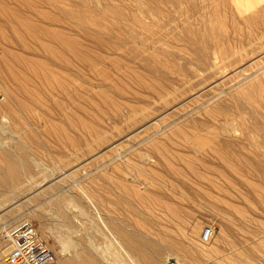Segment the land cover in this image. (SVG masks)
<instances>
[{
    "label": "rangeland",
    "instance_id": "rangeland-1",
    "mask_svg": "<svg viewBox=\"0 0 264 264\" xmlns=\"http://www.w3.org/2000/svg\"><path fill=\"white\" fill-rule=\"evenodd\" d=\"M260 18L264 0H0V264L25 215L79 264L90 233L104 264H264V45L220 69L194 33Z\"/></svg>",
    "mask_w": 264,
    "mask_h": 264
},
{
    "label": "bare ground",
    "instance_id": "bare-ground-1",
    "mask_svg": "<svg viewBox=\"0 0 264 264\" xmlns=\"http://www.w3.org/2000/svg\"><path fill=\"white\" fill-rule=\"evenodd\" d=\"M232 6V5H231ZM234 6V5H233ZM258 6H259V4H258ZM251 7V6H250ZM260 7V6H259ZM253 8V7H252ZM246 12V11H245ZM248 13V12H247ZM233 14V13H232ZM245 14V13H244ZM259 14H261V13H259ZM259 14H257V15H259ZM225 15H227V14H225ZM246 15V14H245ZM228 16V15H227ZM226 16V17H227ZM245 17V16H244ZM258 17H260V15L258 16ZM225 18V17H224ZM262 18V17H261ZM259 19V20H261V21H264V20H262V19ZM246 19H248V21L250 20V25L252 24L251 22H257V20H258V18H257V16H255V15H253L252 13L251 14H248L247 16H246ZM228 20H230V19H228ZM243 20V19H242ZM214 21V20H213ZM220 21V20H219ZM223 21V20H222ZM221 21V22H222ZM232 21V20H231ZM237 21V20H236ZM212 22V21H211ZM227 22V21H226ZM225 22V23H226ZM239 22V21H238ZM231 23V22H230ZM232 23H233V21H232ZM213 24H214V26H215V23L213 22ZM212 24V25H213ZM217 24V23H216ZM226 24H229V23H226ZM237 24V23H236ZM255 24V23H254ZM259 24V23H258ZM212 25H210V27H212ZM219 25H220V22H219ZM219 25H216V27L217 26H219ZM225 25V24H224ZM232 25V24H231ZM239 25V24H238ZM247 25V24H246ZM253 25V24H252ZM260 25H262V23H260ZM228 26V25H227ZM234 26V25H233ZM232 26V27H233ZM240 27H241V29H242V26L241 25H239ZM253 26H255V25H253ZM262 26H264V25H262ZM209 27V26H208ZM215 27V28H216ZM225 27V26H224ZM232 27L231 28H229V29H232ZM236 27H237V25H236ZM236 27H234L235 29L233 30V32L234 33H230L231 32V30H230V32H227V33H224V32H226L227 31V29L225 30V31H223V33L222 32H215L214 30H213V28L214 27H212V29L210 30H207V29H203V30H201V29H198V30H196L194 33L197 35L196 37V39H197V44L199 45V47L202 49V50H205V53L207 54L208 52H210V56H212L210 59L212 60L211 62H213L212 64L214 65H217V66H219V68L221 69V67H227V66H231V65H233V64H236V63H238V62H240V61H242L243 59H245L250 53H253V52H255L259 47H261L262 45H264V39H262V36H264V32H262V33H257V34H248V36H246V34H244L243 32H239V31H237L238 29H239V27L237 28V30H236ZM257 27H259V26H257ZM256 27V30L255 31H258L259 30V28H261V26L259 27V28H257ZM223 28V27H222ZM249 28V27H248ZM253 28V27H252ZM255 28V27H254ZM221 29V26H220V28H219V30ZM240 29V30H241ZM258 29V30H257ZM222 30V29H221ZM223 30H224V28H223ZM243 30V29H242ZM217 31V30H216ZM246 31V30H245ZM249 31V30H248ZM247 31V32H248ZM190 32H192V31H190ZM250 32V31H249ZM254 32V31H253ZM246 33V32H245ZM194 36V35H193ZM192 39V38H191ZM190 39V40H191ZM194 40V39H193ZM193 40H192V42H193ZM194 41H196V40H194ZM194 43V42H193ZM195 45V44H194ZM195 46H197V45H195ZM201 53H203V52H201ZM196 54V53H195ZM198 54V53H197ZM209 54V53H208ZM149 56V55H148ZM199 56H200V54H199ZM202 56H203V54H202ZM201 56V57H202ZM209 56V55H208ZM207 56V57H208ZM204 57V56H203ZM202 57V58H203ZM213 58V59H212ZM205 58H203V60H204ZM207 61V60H206ZM207 63H208V61H207ZM195 64V63H194ZM193 64V65H194ZM210 64V63H209ZM198 65H199V62H198ZM213 65H211V66H213ZM197 65H195L194 67H196ZM200 66V65H199ZM210 66V65H209ZM210 66V67H211ZM234 66V65H233ZM198 67V66H197ZM209 67V68H210ZM200 68V67H199ZM198 68V69H199ZM207 68V67H206ZM212 68V67H211ZM204 69V68H203ZM183 70L185 71V69H182V72H183ZM187 70V69H186ZM194 70H196L195 68H194ZM201 69H199V71H200ZM214 70V69H213ZM181 71V70H180ZM221 71V70H220ZM223 71V70H222ZM166 72V71H165ZM202 72H203V70H202ZM211 72V71H210ZM214 72L217 74V72H216V70H214ZM213 72V73H214ZM189 73V72H188ZM185 75H186V72L184 73ZM158 75H160V74H158ZM189 75H191L190 73H189ZM200 75V74H199ZM153 76H155V75H153ZM173 76H176V75H173ZM214 76V75H213ZM185 77H187V76H185ZM184 77V78H185ZM189 77V76H188ZM197 77V76H196ZM176 79H177V77H175ZM183 79V78H182ZM187 79H189V78H187ZM207 79V78H206ZM254 79V78H253ZM167 81L168 80H170V79H166ZM184 80V79H183ZM192 83L191 84H193V81H192V79H191V77H190V79H189ZM189 80H187L188 82H189ZM256 81V80H255ZM148 82H150V81H148ZM169 82V81H168ZM167 82V83H168ZM250 82H251V80H250ZM249 82V83H250ZM252 82H254V81H252ZM257 82V81H256ZM255 82V83H256ZM152 83H154V82H152ZM152 83L150 82V86L152 85ZM165 83V82H164ZM171 83H172V81H171ZM174 83V82H173ZM184 84H185V82H183ZM166 84V83H165ZM161 85V84H160ZM160 85H156V87H155V85H153V87H155V89L157 90V88L160 86ZM164 85V84H163ZM168 86V85H167ZM176 86H178V88H179V85H175L174 87H176ZM183 86V85H182ZM190 86V88H192V86L191 85H189ZM152 87V88H153ZM169 87V86H168ZM160 88V87H159ZM162 88V87H161ZM186 88V87H185ZM155 89H154V91H155ZM169 89H170V87H169ZM174 89H176V88H174ZM180 89V88H179ZM183 89V88H182ZM249 89V88H248ZM171 90H173V88L171 89ZM187 90V89H186ZM157 92V91H156ZM178 92V91H177ZM184 92V91H183ZM187 92V91H186ZM248 95H250V94H248ZM239 96V95H238ZM248 98V97H247ZM233 103V102H232ZM208 104V103H207ZM228 104H230V103H228ZM212 105V104H211ZM206 106V105H205ZM230 107V106H229ZM231 108V107H230ZM229 108V109H230ZM2 109V108H1ZM232 109V108H231ZM212 111V110H211ZM4 112V116H5V110L3 111ZM213 113H212V116H214L215 118H218L219 117V119L221 118V115H224V122H223V125H222V127L224 128V129H230V128H234V127H236L237 126V122L236 121H234V119L233 118H227V115L229 114L228 112H225L223 109H220V108H215V109H213V111H212ZM232 112V111H231ZM3 116V117H4ZM3 117H2V119H3ZM195 132H194V135H193V137H192V140H193V144L196 146V147H199L200 145H201V143H202V140H203V137H202V134H201V129L204 127L203 125L202 126H200V125H198V123H196L195 125ZM208 127V126H207ZM5 128V127H4ZM204 128H206V126L204 127ZM235 129V128H234ZM4 130V129H3ZM2 128L0 129V146H2L3 147V144H4V142H3V140H2ZM7 146V145H6ZM5 149V148H4ZM5 152H7V151H5ZM18 153V152H17ZM16 153V154H17ZM6 154V158L7 159H9V158H11V159H13V160H15L13 157H12V155H10V153L9 152H7V153H5ZM18 156V155H17ZM19 159V158H18ZM22 162V161H21ZM11 165H10V168H11V170H14L15 169V164L13 163V161L11 160V163H10ZM21 164V163H20ZM29 165V164H28ZM22 169H23V164H22ZM30 168V167H29ZM5 172V171H4ZM23 173H25L24 171H23ZM25 175H27V174H25ZM26 177V176H25ZM8 179H9V177H8ZM10 180L12 181V179L10 178ZM5 181H4V178H3V173H0V188H1V186L2 185H4L3 183H4ZM13 182V181H12ZM6 184V183H5ZM13 185V184H12ZM15 185H13V186H11L9 189L11 190V191H13L14 190V188L16 187H14ZM6 189H8V188H6ZM62 200H64L63 198H61ZM62 200H60V201H62ZM65 200H69L70 202L72 201V204H74L75 206H78L79 207V210L80 211H83L84 210V208H82L81 207V205L79 204V202L77 201V199L75 198V197H65ZM59 201V200H58ZM69 201H66V203L67 202H69ZM63 202V201H62ZM59 204H61L60 202H58ZM55 205V204H54ZM83 212H85V211H83ZM67 214V213H66ZM85 214L88 216V213H86L85 212ZM48 215V214H47ZM99 215V214H98ZM100 216V215H99ZM21 218V217H20ZM60 218V217H59ZM19 219V218H18ZM23 219H29V216H26L25 215V217H23ZM61 220V219H60ZM58 221V220H57ZM17 223V222H16ZM105 223V222H104ZM41 225H40V227H41V231L44 233V234H46V236H50V235H52L53 237H54V243H58L59 244V251H62L63 252V255L60 257L61 258V261H62V263L63 264H79V262L77 261V259L75 258V257H73L71 254H65V250H67L68 249V247H69V245H71V244H74L75 243V241H73V240H71V239H69V238H67V237H65L63 234H62V232L58 229V224L59 223H56V224H51V223H49L46 219H44V220H42L41 221V223H40ZM89 226H91V224L89 225ZM4 228H5V231L7 232V230L9 229H7L6 228V225H4L3 226ZM213 228V227H212ZM7 229V230H6ZM112 230H113V232L116 234V236H118L120 239H122V241H126V243H128L130 246H129V250L130 251H133L132 250V248L131 247H135L136 249H138L139 247H140V244H139V239L138 238H136L133 234H131V233H127L126 232V235H125V233H124V230L121 228V226L120 225H117L115 228H112ZM88 244L91 246V247H94L95 249H96V251H97V254L99 255H104V253H105V249L104 250H102V251H99L98 249H97V247H96V245H95V243H96V239L93 237V235H92V233H90L89 235H88ZM3 243V242H2ZM1 244V243H0ZM2 252H3V250H0V254H2ZM97 254H95L94 252H92L91 250H89V248L88 249H86V264H104L101 260H100V258L98 257V255ZM4 260H5V257H4ZM2 264H7V263H2Z\"/></svg>",
    "mask_w": 264,
    "mask_h": 264
},
{
    "label": "built area",
    "instance_id": "built-area-1",
    "mask_svg": "<svg viewBox=\"0 0 264 264\" xmlns=\"http://www.w3.org/2000/svg\"><path fill=\"white\" fill-rule=\"evenodd\" d=\"M212 230L204 229V236ZM8 247L5 252L7 264H63L50 239L31 219H21L9 227L5 234Z\"/></svg>",
    "mask_w": 264,
    "mask_h": 264
}]
</instances>
